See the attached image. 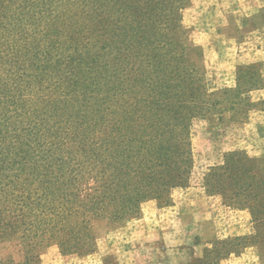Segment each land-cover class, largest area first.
Instances as JSON below:
<instances>
[{"label":"trees","instance_id":"obj_1","mask_svg":"<svg viewBox=\"0 0 264 264\" xmlns=\"http://www.w3.org/2000/svg\"><path fill=\"white\" fill-rule=\"evenodd\" d=\"M19 1L18 18L34 21L39 35L64 34L80 49L63 73L51 60L41 76L8 72L1 80L0 73V240L20 236L29 253L24 264H34L33 245L89 254L91 221L109 212V201L113 219L122 221L147 199H164L180 186L192 168L195 121L212 128L226 120L246 123L234 107L260 104L250 100L255 88L248 105L236 103L237 92L228 97L210 88L187 39L176 45L172 29L162 30L180 20L190 0H59L60 13L50 10L53 0ZM158 37L161 55L151 51ZM240 172L231 165L223 176L236 179ZM241 177L228 190L264 217V177ZM119 198L127 201L118 204ZM256 221L258 230L264 227ZM222 245L213 262L238 248Z\"/></svg>","mask_w":264,"mask_h":264},{"label":"rangeland","instance_id":"obj_2","mask_svg":"<svg viewBox=\"0 0 264 264\" xmlns=\"http://www.w3.org/2000/svg\"><path fill=\"white\" fill-rule=\"evenodd\" d=\"M53 1L56 4H53L50 10L54 13L62 12L59 0ZM257 2L263 3L262 0H190L189 9L183 12L179 21L176 19L161 26L162 30L169 27L172 29V32L175 33L174 42L176 45L187 39L191 48L189 57L193 62L198 63V54L200 51H204L206 61L216 68L215 71L211 69V66L207 69L202 68L209 87L226 90L228 97H232L237 92L236 103L240 105L243 103L248 105L246 97L251 89L259 90L264 87V51H262L264 49V30L263 27L257 30L260 27L258 16L260 8L257 6L259 3L256 4ZM20 3L19 0H0L1 80L8 72L17 77H22V75L41 76L43 69H51L49 64L53 65L55 62L60 63V65L57 64L56 69L61 73L71 68L74 63V59L71 57L72 53L80 51L76 42L66 39L64 34L39 35L34 21L25 22L18 18L19 11H16V7L18 9ZM261 14L264 22V14ZM251 17H257L252 26L250 23H243L244 28L235 31L234 28L238 26L236 21L246 22ZM122 25L124 24L122 23ZM62 31L65 33L67 30ZM184 33L187 36H184ZM83 35L89 37L84 32ZM134 38L135 36H132L126 40L129 46L134 45L136 40ZM75 41L77 40L75 39ZM228 41L237 51V69L235 70L237 74L234 77L236 78L234 86L229 84L228 75L222 81L221 72L218 70L220 51L225 50ZM83 44V42L80 43L81 46ZM160 44L161 38L158 37L153 41L151 51L161 55L164 51ZM128 45V51H135L128 49ZM120 47L121 40L115 43L112 48L113 51H119L117 48ZM173 48L175 50L177 46ZM50 60L51 62H49ZM37 61L40 62L36 64ZM48 62L49 64H47ZM234 109L238 111V120H246L248 124H264V104L257 106L256 109L242 106H235ZM255 136L251 133L243 135L242 131H235L227 120L214 128L206 122L195 121L191 130L190 159L192 168L188 177L180 182V186L164 199H147L141 203L137 213L122 221L113 219L114 206L109 201L106 206L109 212L104 213L98 221H91L94 246L89 254L65 255L56 243L44 244L41 247L33 245L30 256L34 259V264H94L99 259L97 254L101 255V251L95 247L96 234L98 235L101 230L118 229L135 222L141 218L143 210L147 208H156L161 218L173 217L181 211L182 199L189 195L207 196L218 228L219 245L228 244V247L238 245V248L234 247L233 249L240 256H232L230 259L236 258L241 264H249L251 254L257 248L264 247V227L258 230L259 226L256 221L258 217L264 221V217L259 216V213L253 210V203L241 196H234L228 190V186L234 180L235 182L243 181L241 179L243 172L250 177L256 175L264 177V162H257L264 158H255L253 155L256 151L254 147L261 148L262 145V149H264V142L261 144L260 139ZM244 143L253 149L241 150ZM231 165L239 167L241 171L236 179L234 176L232 177L231 173L227 177L223 176ZM124 200L119 198L118 204L127 201V199ZM77 217L79 216L72 217L73 222L79 223ZM95 218L98 217L93 219ZM233 219H242L245 226L248 227L249 234H246V238L242 237L243 240L235 241L234 239L237 238L229 236L227 224ZM24 242L20 236L0 240V260H10L17 264L26 263L29 253ZM108 264H112V262L109 261Z\"/></svg>","mask_w":264,"mask_h":264},{"label":"crops","instance_id":"obj_3","mask_svg":"<svg viewBox=\"0 0 264 264\" xmlns=\"http://www.w3.org/2000/svg\"><path fill=\"white\" fill-rule=\"evenodd\" d=\"M257 2L259 16V28L264 22V0ZM241 11V9H238ZM247 16V15H246ZM257 16V17H258ZM256 17V18H257ZM256 18L251 17L246 22L236 21L238 26L235 31L244 28L243 23H255ZM264 51V49H262ZM219 69L223 78L228 75L229 84L236 83V57L237 51L229 41L225 50L220 51ZM204 51L198 54V64L203 68L214 66L206 61ZM233 70V71H232ZM231 75V77H230ZM231 78H233L231 80ZM250 100L255 104H264V87L252 91ZM231 127L235 131H242L244 134L256 135L263 144L264 124L233 123ZM255 136V137H256ZM245 139L247 135L244 136ZM250 140V137H249ZM253 149L251 146L242 144L241 150ZM255 158H264V149L254 147ZM185 200V201H183ZM207 196L189 195L182 199L181 211L179 214L161 218L156 208L143 210L139 220L132 222L118 229L106 228L101 230L96 239L97 248L101 251L99 259L94 264H241L239 260L230 259L232 256H240L239 253L227 255L225 259L212 261L211 257L222 252L219 245L218 228L215 222L214 213L209 206ZM248 227L242 219H233L227 224V231L231 238H242L249 234ZM249 264H264V250H255L251 254Z\"/></svg>","mask_w":264,"mask_h":264}]
</instances>
